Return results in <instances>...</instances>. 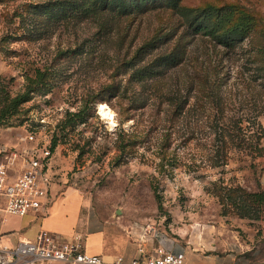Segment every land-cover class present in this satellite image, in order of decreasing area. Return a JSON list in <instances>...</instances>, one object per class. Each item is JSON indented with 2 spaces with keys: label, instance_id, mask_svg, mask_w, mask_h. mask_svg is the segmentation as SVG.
Segmentation results:
<instances>
[{
  "label": "rangeland",
  "instance_id": "rangeland-1",
  "mask_svg": "<svg viewBox=\"0 0 264 264\" xmlns=\"http://www.w3.org/2000/svg\"><path fill=\"white\" fill-rule=\"evenodd\" d=\"M74 1L0 0V106L31 85L0 117V154L19 153L8 172L46 146L50 198L74 190L147 245L264 264V0L123 15Z\"/></svg>",
  "mask_w": 264,
  "mask_h": 264
},
{
  "label": "crops",
  "instance_id": "crops-1",
  "mask_svg": "<svg viewBox=\"0 0 264 264\" xmlns=\"http://www.w3.org/2000/svg\"><path fill=\"white\" fill-rule=\"evenodd\" d=\"M2 148L0 147V150ZM1 157V154H0ZM264 189V169L260 175ZM45 229L69 238L79 235L82 248L89 253L101 255L111 260L122 255L125 260L138 254L141 245L144 253H151L153 247L163 245L172 251L181 250L184 264H247L236 251H203L184 246L179 239L155 237L146 244L145 235L140 228L128 229L99 216L89 202L74 190H63L52 198L44 210L28 212L23 215L6 214L0 216V239L5 245H14L19 240L34 239L39 230ZM35 264H62L59 261L43 260Z\"/></svg>",
  "mask_w": 264,
  "mask_h": 264
},
{
  "label": "built area",
  "instance_id": "built-area-1",
  "mask_svg": "<svg viewBox=\"0 0 264 264\" xmlns=\"http://www.w3.org/2000/svg\"><path fill=\"white\" fill-rule=\"evenodd\" d=\"M33 139V134H27ZM37 144V143H36ZM5 149H1L3 151ZM22 157L18 172L10 174L19 153L8 150L0 159V216L23 215L44 210L49 202L50 177L46 172V161L50 150L46 146L31 147ZM161 239V237H159ZM138 254L125 260L115 255L104 260L101 255L86 252L79 235L62 238L58 233L41 229L32 240H19L8 246L0 239V264H35L43 260L59 261L62 264H184L181 250L172 251L163 245L153 247L151 253H144L139 245Z\"/></svg>",
  "mask_w": 264,
  "mask_h": 264
},
{
  "label": "trees",
  "instance_id": "trees-1",
  "mask_svg": "<svg viewBox=\"0 0 264 264\" xmlns=\"http://www.w3.org/2000/svg\"><path fill=\"white\" fill-rule=\"evenodd\" d=\"M168 2H172V0H75L74 4L79 6V10L84 14H93L96 10L100 9H111L116 11L117 14H125L131 11H144L149 9L150 7H156L160 5H165ZM200 27L198 26V30ZM35 75H41L39 70H36ZM28 79V78H27ZM30 79V78H29ZM31 85L26 84L25 89L21 93H17L8 98L6 103H3L0 106V117L5 113L14 112L17 108L18 104L26 99L28 93L31 90ZM74 115V113H70ZM55 145V141L52 140L50 144V148ZM258 148V154H262L264 151L263 146L260 145Z\"/></svg>",
  "mask_w": 264,
  "mask_h": 264
},
{
  "label": "bare ground",
  "instance_id": "bare-ground-1",
  "mask_svg": "<svg viewBox=\"0 0 264 264\" xmlns=\"http://www.w3.org/2000/svg\"><path fill=\"white\" fill-rule=\"evenodd\" d=\"M97 111L102 118L112 119V113L105 104H98Z\"/></svg>",
  "mask_w": 264,
  "mask_h": 264
}]
</instances>
